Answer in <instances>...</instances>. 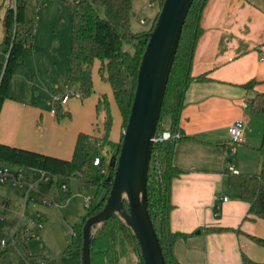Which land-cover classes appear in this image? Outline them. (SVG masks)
<instances>
[{"label":"crops","instance_id":"0c3cea01","mask_svg":"<svg viewBox=\"0 0 264 264\" xmlns=\"http://www.w3.org/2000/svg\"><path fill=\"white\" fill-rule=\"evenodd\" d=\"M157 1L147 7L153 8ZM6 2L0 0V44ZM156 15L157 11L152 13L145 31ZM202 28L191 65L194 81L185 92L177 127L182 140L175 144L173 155V165L184 172L171 185L170 228L184 235L175 241L173 253L179 264H245L243 259L246 264H264V246L254 241L264 240V220L248 215L249 204L228 185L232 162L227 133L230 124L244 117V141L236 154L249 151V107L242 106L264 94V0H208ZM5 60L0 47V62ZM17 67L0 109L1 145L71 160L78 135L96 134L101 95L106 96L112 116L108 139L120 141L122 117L108 84L94 91L93 72V95L84 100L71 96L62 107L66 115L57 116L52 112L53 98L44 102L36 94L25 99L15 96L16 78L21 75ZM94 68L98 73V64ZM250 82L253 87L244 88ZM162 128L169 131L170 118ZM0 201L9 207L6 199ZM6 213L0 210L2 216Z\"/></svg>","mask_w":264,"mask_h":264},{"label":"trees","instance_id":"16d2710c","mask_svg":"<svg viewBox=\"0 0 264 264\" xmlns=\"http://www.w3.org/2000/svg\"><path fill=\"white\" fill-rule=\"evenodd\" d=\"M45 1L47 0H17L15 8L11 6V0L6 2L2 18L3 39L0 44L6 55L5 62H0V109L7 98L12 76L21 56L33 46L35 22L28 16L29 5L33 2L39 8ZM158 2L161 8L163 0ZM207 2L208 0H193L187 13L168 77L157 133L164 131L161 126V119L164 116L169 117L171 121L168 132L171 134L178 132L185 92L194 81L191 76V65L198 41L203 34L202 14ZM99 7L104 11L103 17L97 12ZM70 11L71 50L69 69L63 87L75 86L81 100L89 98L94 93L93 68L98 64V76L111 89L122 117L124 130L134 98L141 58L158 13L148 31L134 34L129 29L132 0H73L70 3ZM124 45L131 46L133 52L125 51ZM253 85L254 82H250L244 88L249 89ZM247 104L251 112L264 118V94H256ZM63 106L54 102L57 116L66 115ZM96 111L98 116L96 134L78 135L71 160H61L0 144V162L7 167L43 172L51 178L50 183L56 184L57 187L61 183L67 186L71 180H79L87 189L102 190L103 195L99 201L95 202L91 198L86 208L87 216L77 225V231L73 232L72 248L77 250L79 259L82 227L86 219L98 213L107 200L122 138L121 135L118 143H112L108 139L112 116L105 95L100 96ZM181 140L182 138L178 141L168 140L153 144L148 171L147 210L165 264H179L174 256L173 246L179 237H184L182 234L173 233L170 228V214L173 210L171 185L174 179L184 173L173 165L175 144ZM104 147H107L110 154L107 160L100 154ZM257 152L263 159L260 172L254 175L230 174L228 185L239 193L242 201L249 204L248 215L264 220V129ZM95 157L100 158L101 166H93ZM123 206L127 209L125 200ZM119 235L126 243L134 246L140 264H143L132 231L117 215L92 229L91 264H94L95 257L109 260L117 258ZM254 241L264 246V240L255 238ZM243 261L247 263L246 260Z\"/></svg>","mask_w":264,"mask_h":264},{"label":"rangeland","instance_id":"374dc122","mask_svg":"<svg viewBox=\"0 0 264 264\" xmlns=\"http://www.w3.org/2000/svg\"><path fill=\"white\" fill-rule=\"evenodd\" d=\"M151 1L156 3L157 0H133L130 32H145L151 23L152 13H159L158 1L153 8L147 7ZM72 2L73 0H47L39 8L33 2L29 5L28 16L35 22V32L32 48L23 53L18 63L17 70L21 75L16 78L13 91L16 97L25 99L29 94H36L44 102L53 98L52 109L54 99L60 96L62 89L64 92L74 93L79 98L75 87H63L69 69ZM97 12L101 17L104 16L101 7ZM144 19L147 20L145 25L141 24ZM124 49L133 52L129 45H124ZM93 76L96 80L95 92L97 88H107L108 85L98 77L96 68L93 69ZM247 116L251 120L249 151L236 154L240 147L238 146L235 153L229 155L233 169L254 175L260 172L263 164L257 149L263 135L264 118L250 109L247 110ZM168 120L169 117H162L161 126L166 125ZM107 150V147H104L100 151L105 160L110 155ZM3 167L0 162V168ZM25 174L26 184L36 181L39 177L33 170H25ZM69 186V194H58L51 184L42 183L37 191L25 199L26 187L21 189L0 184V197L6 199L9 205V211L6 213L8 215H4V221H0V241L6 242V247L0 246V264H80L78 252L72 248L73 232L77 231V225L87 216L84 199L89 197L97 202L103 192L87 189L76 181H70ZM48 199H57L58 204L48 206L44 203V200ZM36 215L41 217V229L36 225ZM116 257L111 260L95 257L94 264H140L134 246L126 243L120 235Z\"/></svg>","mask_w":264,"mask_h":264},{"label":"water","instance_id":"95a60500","mask_svg":"<svg viewBox=\"0 0 264 264\" xmlns=\"http://www.w3.org/2000/svg\"><path fill=\"white\" fill-rule=\"evenodd\" d=\"M192 3L163 0L141 58L109 195L103 208L82 227L80 264H91L92 229L115 215L132 231L143 264H165L147 210V179L168 77Z\"/></svg>","mask_w":264,"mask_h":264},{"label":"built area","instance_id":"2783aa9c","mask_svg":"<svg viewBox=\"0 0 264 264\" xmlns=\"http://www.w3.org/2000/svg\"><path fill=\"white\" fill-rule=\"evenodd\" d=\"M17 3V0H11V6L13 8H15V5ZM150 6H153V4H151ZM37 20V17H36ZM261 60H263V57L261 58ZM74 94L72 92H66L63 96H59L56 97L54 99V102H58L61 105H65L68 100L70 99L71 96H73ZM75 96V95H74ZM244 109L248 107V104H243L242 106ZM53 113H55V111H52ZM244 117L238 118L236 119L232 124L229 125V127L227 128V133H228V137H229V154H234L235 153V148L240 146L243 141V129H244ZM181 139V135L179 134V132H176L175 134H171L168 131H162L155 134V137L153 139L154 144L155 143H161L164 141H168V140H172V141H178ZM93 166L94 167H99L101 166V160L99 157H95L93 159ZM229 170L231 172V174H237V172L235 170L232 169L231 166H229ZM35 171V170H33ZM38 174V179L32 183H28L26 184L25 181V174L24 171L22 169H17V170H13L10 167H3L0 168V184L2 185H9L13 188H24L26 187V194H25V199H28L30 194H32V192H35L39 189V187L42 185V183H49L51 184V178L49 176H47L45 173L40 172V171H35ZM101 173H103V170L101 171ZM51 186L54 188L56 193H67L68 192V188L66 185H63L62 183L59 184V187H57L56 184H51ZM227 199L225 198L224 201H226ZM91 198L86 197L84 199V206L85 208H87L90 204ZM44 203L48 206H53V205H57L58 201L57 199H48V200H44ZM0 210H5V211H9V207L0 201ZM5 217L2 216L0 214V221H4ZM35 222L36 225L39 229H41L43 227V223L41 220V217L39 215H36L35 217ZM0 246L6 247V242L5 240H1L0 241Z\"/></svg>","mask_w":264,"mask_h":264}]
</instances>
